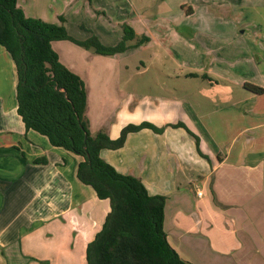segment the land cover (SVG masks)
<instances>
[{
	"label": "crops",
	"instance_id": "1",
	"mask_svg": "<svg viewBox=\"0 0 264 264\" xmlns=\"http://www.w3.org/2000/svg\"><path fill=\"white\" fill-rule=\"evenodd\" d=\"M161 4L165 0H17L26 17L52 24H59L63 17L69 35L71 23L83 31L84 16L91 15L92 23L107 18L109 27L101 26L96 33L104 46H113L105 43L110 38L121 40L123 24L136 36L149 38L146 45L111 56L122 59L135 51L148 52L133 74L123 76V66H118L116 82H111L102 75L104 67L88 66L85 75L79 76L86 83L90 78L86 74L99 73V80L116 84L118 91L108 109L106 103L97 106L99 124H92L94 108L86 93L91 135L106 128L104 123L112 140L129 124L164 127L162 133L150 129L129 133L123 147L102 151V159L118 173L138 178L150 195L165 197L164 231L182 259L191 264H264V93L237 96L235 90L244 84L264 89V83H255L253 77L249 78L252 83L235 81L228 68L212 67L216 57L203 69L179 72L184 79L206 75L201 85L205 91L188 93L194 123L184 124L192 135L183 128L168 127L175 123L168 114L170 108L162 115L159 107L177 101L178 71L170 70L172 54L151 36L145 23V10ZM150 15V21H158V13ZM192 30L190 26L182 29L186 41L195 36L188 35ZM238 34H245V29ZM85 51L89 60L97 59L98 54ZM251 56L252 52L251 67L258 71L259 56L255 55V61ZM153 61L160 62L153 65L162 76L160 84H146L142 78ZM16 83L14 63L0 46V264H87V245L101 230L110 203L98 199L90 186L77 179L81 157L25 130L16 112ZM216 87L223 91H210ZM195 138L205 157L198 154ZM181 142L188 146V154L178 153Z\"/></svg>",
	"mask_w": 264,
	"mask_h": 264
},
{
	"label": "trees",
	"instance_id": "2",
	"mask_svg": "<svg viewBox=\"0 0 264 264\" xmlns=\"http://www.w3.org/2000/svg\"><path fill=\"white\" fill-rule=\"evenodd\" d=\"M59 22L26 17L17 0H0V46L15 66L16 112L25 130H33L45 136L53 147L81 157L77 179L90 186L98 199L110 203L101 230L87 245L86 263L191 264L167 241L163 227L165 197L150 195L138 178L118 173L101 157L104 150L123 147L129 133L142 129L162 133L164 128L144 122L126 125L114 140L102 131L91 135L85 116L84 83L59 62L51 47L53 41H70L95 54L113 56L144 45L149 38L136 36L130 26L123 24L121 40L114 46H104L94 35L76 40L64 27L63 17H59ZM200 77L207 79L206 75ZM243 87L255 95L264 93L258 86ZM171 127L183 128L192 135L182 123ZM195 139L198 154L205 157L199 150L198 138Z\"/></svg>",
	"mask_w": 264,
	"mask_h": 264
},
{
	"label": "rangeland",
	"instance_id": "3",
	"mask_svg": "<svg viewBox=\"0 0 264 264\" xmlns=\"http://www.w3.org/2000/svg\"><path fill=\"white\" fill-rule=\"evenodd\" d=\"M149 4L146 3L144 5ZM161 5L160 8L145 10V23L151 30V36L154 35L159 45L166 48L172 54L170 55V70L178 71L177 101H171L167 105L161 104L159 107L160 114L162 115L167 114L165 110L170 108L168 114L175 120V123L170 126L168 124V127L179 123L184 124L185 121L189 123L192 121L194 123L192 113L188 109L192 106L188 93H202L205 91L201 85L202 82L206 83V81L199 78L195 80L190 78L184 79L183 73L179 72L187 73L191 71L190 68L203 69L210 58L216 57L211 64L213 65L212 67L216 69L221 64L225 69L228 68L229 73L232 74L231 77L235 81H249L252 83L249 78L253 77L255 83L259 84L261 80L264 83V0H165V4ZM128 13H130V10ZM154 13H158V21H150L148 18V15L151 16L150 14ZM91 18V15L82 18V23L86 29L82 28L81 30L83 31L78 30L75 27L76 24H69L70 35H73V37L89 38L93 35L97 37L101 26L104 28L109 27L106 17V19H99L97 23H92ZM71 20L80 23V20ZM169 22L174 24L171 23V25ZM184 24H189L186 26H190V29H193L188 33V35H195L192 40L186 41L184 39L188 37L182 32V29L186 27ZM187 29L189 30V28ZM244 29L245 34H238L240 30ZM115 39L110 38L105 40V43H110L114 46L119 42ZM51 47L58 55L59 62L70 72L77 76H83L88 66L96 68V70L104 67V71L106 72L102 73V75L106 76L111 82H116L118 66H123V76L131 75L140 67L141 60L144 61V55H148V52L135 51L122 59L97 55V59L89 60L86 55V49L80 48L70 41H56L51 43ZM155 49L153 47L151 52H155ZM251 52L254 55L253 58L251 56L254 61L255 55L259 56L258 60L260 59V63L257 62L259 64L258 71H255L251 67L252 65L248 59ZM157 63L160 64V62L154 61L148 65L146 64V70L143 72L142 77L146 84L149 82L160 84L162 82V76L154 68V64ZM234 67L236 69H233ZM233 70L236 72H233ZM86 75L90 77L86 78V83L83 79H80L84 83L86 93H89L88 98L92 108H94V112L90 113L91 120L93 121L92 124H99L100 117L96 113L97 106H101V103L102 105L106 103V109H108L110 101L113 100L115 102L117 100L118 91L116 84L105 83L103 79L99 80V73H88ZM233 75L235 76L233 77ZM150 90L153 91V88ZM235 90L237 91V96L238 94H242L243 96L248 94V91L243 89V87L235 88ZM210 91L221 93L223 90L216 87L210 89ZM190 97L194 96L190 95ZM198 98H201L200 95ZM104 125H106V128L102 132L107 134V123H104ZM171 128L177 129L178 127ZM177 146L178 153H189L188 146L184 142L177 143Z\"/></svg>",
	"mask_w": 264,
	"mask_h": 264
},
{
	"label": "built area",
	"instance_id": "4",
	"mask_svg": "<svg viewBox=\"0 0 264 264\" xmlns=\"http://www.w3.org/2000/svg\"><path fill=\"white\" fill-rule=\"evenodd\" d=\"M196 194H197L198 197H202L203 196L201 190H197V193Z\"/></svg>",
	"mask_w": 264,
	"mask_h": 264
}]
</instances>
